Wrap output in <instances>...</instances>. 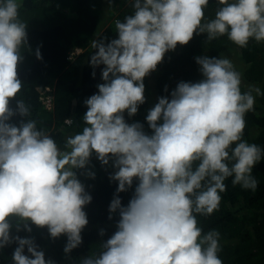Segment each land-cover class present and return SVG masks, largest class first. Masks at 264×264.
Here are the masks:
<instances>
[{"label": "clouds", "instance_id": "obj_1", "mask_svg": "<svg viewBox=\"0 0 264 264\" xmlns=\"http://www.w3.org/2000/svg\"><path fill=\"white\" fill-rule=\"evenodd\" d=\"M208 3L131 0L133 12L114 21L116 38L106 43L97 34L91 42L95 52L89 63L93 69L104 66V82L84 101V127L61 148L30 118L24 100H17L15 109L9 106L23 88L17 69L22 49L28 48V21L20 18L22 0H0V248L17 244L12 264H54L33 238L11 234L13 219L17 232L21 224L31 232V222L46 227L52 238L65 235L66 254L82 243L88 224L84 206L92 197L75 170L94 178L87 168L93 153L116 169L110 175L118 183L108 211L109 219L113 213L119 219L100 251L82 257L80 264H223L220 233L203 232L197 216L219 209L229 177L234 186L257 188L252 169L264 149L243 135L245 115L264 92L251 85L242 91V74L229 58L197 56L203 78L180 81L170 98L158 97L145 117L151 134L124 117L145 102L144 77L194 33H207L209 41L226 35L240 48L250 40L264 42V0H217L214 18L205 20ZM34 54L42 59L39 47ZM17 114L26 118L18 126L8 122ZM134 179V193L122 205L117 194Z\"/></svg>", "mask_w": 264, "mask_h": 264}, {"label": "trees", "instance_id": "obj_2", "mask_svg": "<svg viewBox=\"0 0 264 264\" xmlns=\"http://www.w3.org/2000/svg\"><path fill=\"white\" fill-rule=\"evenodd\" d=\"M112 1L118 4L116 19L123 21L133 12L131 0ZM22 5L20 18L28 21V48L22 49L24 59L17 69L23 88L10 99L9 106L15 109L16 101L24 100L31 110L30 118L37 121V127L50 134L63 148L65 139L84 127L82 117L87 110L84 101L98 92L97 84L104 82L101 79L104 66L93 69L89 59L95 52L91 42L97 34L106 37V43L116 38L114 22L108 23L112 16L111 5L109 0H22ZM218 7L217 0H209L204 9L205 20L214 18ZM37 47L42 59H37L34 54ZM78 48L79 52L76 51ZM204 55L210 58H229L230 55L233 64L236 55H240V67L243 68L234 66L242 74L241 90L246 91L251 85L264 92V42L250 40L247 47L240 48L226 35L209 41L207 33H194L187 44L178 43L174 50L167 51L156 70L144 77L145 102L131 117L125 111L126 122L138 121L143 124L144 131L151 134L145 119L148 110L158 97L170 98L178 82L201 80L203 77L195 58ZM47 88L53 103L51 110L42 100ZM66 117H72L71 124L64 123ZM23 119L26 118L17 114L8 122L18 126ZM245 120L243 139L264 149V95L256 96L254 110L245 115ZM111 165V160L108 165H102L93 153L87 168L95 173L94 178L83 174V169L75 170L92 200L84 206L88 224L81 231L82 243L70 253L63 251L67 242L65 235L52 238L46 227H37L31 222V232L23 230L22 224L17 232V221L13 219L11 234L33 238L38 249L44 252L45 259H51L54 264H80L82 257L98 253L100 243L116 231L119 219L118 213H113L109 219L108 207L118 183L110 180V175L116 171ZM252 174L258 181L255 191L234 186L229 177L225 180L226 191L220 194L219 209L210 216H197L203 232L216 230L220 233L221 251L218 255L223 264H264V158L255 164ZM137 183L134 179L131 188L117 194L122 205H127ZM101 230H104L103 236ZM16 246L13 242L0 248V264H12L11 255Z\"/></svg>", "mask_w": 264, "mask_h": 264}, {"label": "rangeland", "instance_id": "obj_3", "mask_svg": "<svg viewBox=\"0 0 264 264\" xmlns=\"http://www.w3.org/2000/svg\"><path fill=\"white\" fill-rule=\"evenodd\" d=\"M111 9H112V16L110 17V18H108V23L112 20L113 22L116 20V17H115V15H116V13H117V11H118V4H116L114 1H112L111 2ZM239 56L240 55H236V61L234 62L235 64V66L237 67V68H239L240 67V65L242 66V63H241V61H240V59H239ZM229 59L230 60H232V58H231V56L229 55ZM239 60V61H238ZM240 68H243V67H240ZM151 73V72H150ZM52 108H53V106H52Z\"/></svg>", "mask_w": 264, "mask_h": 264}, {"label": "built area", "instance_id": "obj_4", "mask_svg": "<svg viewBox=\"0 0 264 264\" xmlns=\"http://www.w3.org/2000/svg\"><path fill=\"white\" fill-rule=\"evenodd\" d=\"M49 88H47L45 91H43L42 100L44 102V105L49 108L52 106V98L51 95L48 93ZM72 121L71 118L66 119L67 123H70Z\"/></svg>", "mask_w": 264, "mask_h": 264}]
</instances>
